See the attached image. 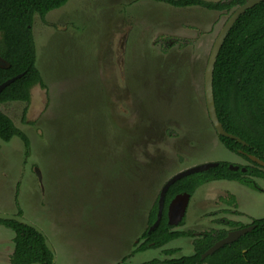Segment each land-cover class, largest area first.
<instances>
[{
    "label": "rangeland",
    "instance_id": "374dc122",
    "mask_svg": "<svg viewBox=\"0 0 264 264\" xmlns=\"http://www.w3.org/2000/svg\"><path fill=\"white\" fill-rule=\"evenodd\" d=\"M229 14L156 0H68L43 19L34 15L44 87L34 85L27 104L0 105L30 141L23 163L20 139L0 140V212L20 208L51 244L52 264L193 253L188 237L131 252L147 227L153 169L161 176L156 192L168 176L203 162L251 165L218 140L204 99L208 54ZM250 180L254 189L227 179L201 185L174 229L196 235L264 217V180ZM231 194L236 207L221 200ZM13 237H0V264H11Z\"/></svg>",
    "mask_w": 264,
    "mask_h": 264
},
{
    "label": "trees",
    "instance_id": "16d2710c",
    "mask_svg": "<svg viewBox=\"0 0 264 264\" xmlns=\"http://www.w3.org/2000/svg\"><path fill=\"white\" fill-rule=\"evenodd\" d=\"M68 0H0V59L6 62L0 66V83L18 74L19 77L0 92V105L9 102H23L30 99L31 88L39 84L44 87L36 62V49L31 25L34 15L44 18L51 10L63 6ZM174 7L199 6L207 10L231 12L244 0H156ZM212 89L217 117L225 131L243 141L217 135L218 140L230 152L239 154L251 165H238L237 170L228 168L229 162L217 161L215 166L194 172L175 180L168 188L166 203L181 189L190 195L196 188L208 182L227 179L234 180L254 189L250 177L264 180V169L249 160L244 154H252L264 160V0L246 9L227 33L212 74ZM26 107L23 111H25ZM24 115V113H23ZM25 122L24 116L21 118ZM17 137L23 145L24 160L30 155V141L13 121L0 111V140L8 142ZM244 166L245 171L240 168ZM17 200V189L15 201ZM236 207L235 196L221 199ZM155 207L147 214V225L155 218ZM16 214L22 215L20 208ZM0 224L14 232L11 264H51L52 254L46 248L43 237L33 228L12 220H0ZM234 228L253 225L254 227L231 243L222 245L212 254L201 259L200 255L215 241L225 236V229L204 231L193 240V253L186 256L162 260L163 264H264V217L252 219L248 224L228 221ZM189 231L171 230L166 224L164 213L156 227L140 234L131 253L150 248H159L170 240L187 236ZM169 254L173 250H163ZM151 259L138 264H155ZM116 264H127L122 258Z\"/></svg>",
    "mask_w": 264,
    "mask_h": 264
},
{
    "label": "water",
    "instance_id": "95a60500",
    "mask_svg": "<svg viewBox=\"0 0 264 264\" xmlns=\"http://www.w3.org/2000/svg\"><path fill=\"white\" fill-rule=\"evenodd\" d=\"M260 1H262V0H244V2L242 4L233 8V10L230 12L229 16L226 18V20L224 21L222 26L219 28V30H218V32H217V34L213 40L212 46H211L209 54H208L204 73H203V89H204L205 105H206V109H207L208 118H209V120H210V122H211V124L215 130L216 135H222V136H226V137L235 139L238 142H240L242 145L246 144L245 141H243L238 136L225 131L222 127L221 122L219 121V119L217 117L215 105H214L213 89H212V74H213V69H214V65H215L219 50L223 44L225 37L227 36V33L229 32V30L233 26L234 22L238 19V17L241 14L244 13V11L246 9L253 7L255 4L259 3ZM5 65H6V62L3 61L2 59H0V66H5ZM19 76H20V74L14 76L12 78H9V79L3 81L2 83H0V92L5 86H7L9 83H11L14 79H16ZM239 152L242 153L241 150H239ZM243 154H245V153H243ZM245 155L247 156V158L249 160L258 164L261 168L264 169V160L254 156L252 154H245ZM216 164H217V161L203 162V163H200V164H197L194 166L187 167V168L175 173L174 175H172L166 181V183L162 186V188L160 190L159 204H158V211H157L156 219L152 223V225L149 227L148 231L151 230L152 228H154L159 223L160 214H161V202H162V199H163V196L165 194L167 187L171 183H173L175 180L179 179L180 177L189 175V174L194 173V172L206 170L212 166H215ZM228 168L230 170H237L238 165L230 163V164H228ZM33 170L36 174V177L39 181L40 186H42V178H41L40 170L37 167L34 168ZM241 171H245V168L241 167ZM188 199H189V194L184 192V193H181V195L175 196V198H173L171 200V202L168 206V217H169L168 223L169 224H172V225L177 224L182 219ZM0 220L16 221L18 223L27 225V226L33 228L34 230H36L43 237L44 244H45L46 248L52 254L51 264L53 263L54 252H53L52 246L49 243V241L47 240V238L45 237V235L43 234V232L35 224H33L32 222H30L29 220L24 218L22 215H18L16 213L15 214H9V213L0 212ZM253 227H254L253 225H247V226H243V227H239V228H235V229H231V230L227 231L225 236L222 237L221 239L215 241L207 250H205L200 255V258L203 259L207 255L212 254L215 250L220 248L222 245L235 241L241 235L250 231ZM30 264H40V263L34 262V263H30ZM158 264H163V263H158Z\"/></svg>",
    "mask_w": 264,
    "mask_h": 264
},
{
    "label": "flooded vegetation",
    "instance_id": "af4514ba",
    "mask_svg": "<svg viewBox=\"0 0 264 264\" xmlns=\"http://www.w3.org/2000/svg\"><path fill=\"white\" fill-rule=\"evenodd\" d=\"M173 39H176L175 37L173 38ZM178 40H180V38H177ZM176 39V40H177ZM174 44H178V46H180L179 45V43L177 42V41H175V43ZM210 121V120H209ZM211 123V122H210ZM212 125V124H211ZM213 127V126H212ZM214 129V128H213ZM215 131V130H214ZM216 134V133H215ZM217 136V135H216ZM242 151V150H241ZM238 152H239V150H238ZM240 153V152H239ZM243 153H245V152H243L242 151V153L241 154H243ZM245 154H248V153H245ZM244 154V155H245ZM237 155H239V154H237ZM240 156V155H239ZM246 156V155H245ZM242 157V156H241ZM247 157V156H246ZM243 158V157H242ZM249 162V161H248ZM230 164V163H229ZM233 164V163H232ZM180 165H181V162H180ZM236 165H240V164H236ZM239 167V166H238ZM242 167H244V166H242ZM245 168V167H244ZM240 170H241V168H240ZM179 171H181V169L179 170ZM179 171H177V172H179ZM177 172H175V173H177ZM243 172V171H242ZM175 173H173L172 175H174ZM172 175H170V176H168L162 183H161V186H159V188H158V191H154L155 190V186H157V185H155V182L157 181V179L159 178V177H161L160 176V174L159 173H156V170H152L151 171V174H150V180H149V186H150V189H151V191H152V193H151V206H150V209H149V211L150 210H153L154 209V207H155V218H154V220L152 221V223L155 221V219H156V215H157V211H158V204H159V194H160V190H161V188H162V186L166 183V181L172 176ZM179 179H181V177L179 178ZM172 184V183H171ZM170 184V185H171ZM40 185V184H39ZM169 185V186H170ZM169 186L167 187V189H166V191H165V194H164V196H163V199H162V202H161V214H160V220H159V222L161 221V219H162V215H163V213H164V217H165V222H166V224H168L170 227H171V230H177V231H181V229H174L175 227H178V226H181V225H183L184 224V220L186 219V216H185V214H186V209H187V206H188V203H189V200L191 199V197H192V195H190L189 193V199H188V201H187V205H186V207H185V211H184V215H183V217H182V219L177 223V224H169L168 223V220H169V217H168V206H169V204H170V202H171V200L173 199V198H175V196H177V195H181V193H184V192H181V189L180 190H178V191H176L173 195H172V197H170L169 199H168V201H167V203L165 202L166 201V198H165V195H166V192H167V190H168V188H169ZM200 187V186H199ZM197 189V188H196ZM196 191V190H195ZM194 191V192H195ZM185 193H187V192H185ZM148 211V212H149ZM152 223L151 224H149V225H147V227H148V229H149V227L152 225ZM158 225V224H157ZM156 225V226H157ZM155 226V227H156ZM239 228V227H238ZM153 229V228H152ZM209 230H211V229H209ZM209 230H204V231H209ZM150 231V230H149ZM183 231H187V230H183ZM204 231H202V232H200V233H198V234H193L192 232H190L191 234L190 235H187V236H179V237H188V238H190L191 239V242L193 243V240L196 238V237H198L201 233H203ZM227 231H229V230H227ZM179 237H176V238H174V239H177V238H179ZM174 239H172V240H174ZM172 240H170V241H172ZM169 241V242H170ZM168 243V242H167ZM164 246V245H163ZM192 247H193V244H192ZM160 248V247H159ZM151 249V248H150ZM163 250H174V249H167V248H165V249H163ZM177 251V249L175 250V252ZM173 252H171L170 254H172ZM192 254V253H191ZM166 255H168V254H166ZM190 255V254H189ZM166 259H168V258H166ZM164 260V259H163ZM158 263H162V261H160L159 260V262ZM158 263H155V264H158Z\"/></svg>",
    "mask_w": 264,
    "mask_h": 264
},
{
    "label": "crops",
    "instance_id": "0c3cea01",
    "mask_svg": "<svg viewBox=\"0 0 264 264\" xmlns=\"http://www.w3.org/2000/svg\"><path fill=\"white\" fill-rule=\"evenodd\" d=\"M11 230L3 224H0V237L6 235Z\"/></svg>",
    "mask_w": 264,
    "mask_h": 264
}]
</instances>
